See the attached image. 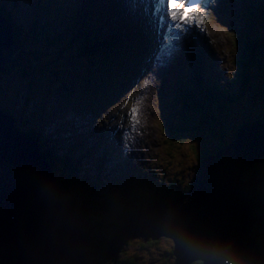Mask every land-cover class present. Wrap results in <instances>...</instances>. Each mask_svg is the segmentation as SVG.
I'll use <instances>...</instances> for the list:
<instances>
[{
    "label": "rangeland",
    "instance_id": "374dc122",
    "mask_svg": "<svg viewBox=\"0 0 264 264\" xmlns=\"http://www.w3.org/2000/svg\"><path fill=\"white\" fill-rule=\"evenodd\" d=\"M4 1H9V7L15 13L10 14V16H15L19 24H29L34 19V21L39 22L40 27L44 28L45 31L47 30V24L44 23V20L47 21L51 17L49 16L51 11L46 10L44 0H1V2ZM49 1L54 4V7L56 4L64 2V6L68 9L67 12L69 14V17L65 16L67 19L73 18V8H76L80 12L85 9L86 4L93 7L94 2L98 1L97 7L101 11L106 12L107 16H109V21L125 17V22L126 20L128 22H126L127 26L131 28L134 34L133 40H128L126 46L120 47V51L114 53V58L111 60V62L113 61L112 64L114 63L113 67L110 63H107L108 69L103 67L104 64L94 65L93 62L83 57L85 55L80 56L79 49L81 48H79V45L63 48V51L58 54V51L47 48L41 41L32 43L30 39L31 41L26 42L23 37H20L19 49L15 51L14 60L11 63H17L18 60L16 58L18 57L20 59L26 57L23 55L24 51L38 48L41 49L39 50V56L42 58L27 65L26 69H28L26 71L32 73L36 65H48L49 70L46 71V74H41L39 77L37 73L28 78L20 76V71L0 73V105L3 109L12 112L18 128L25 130L30 128V130L39 136L38 141L44 156L45 151L49 148L47 147L48 142L42 139L44 138L43 134L52 132L41 127V125L46 127L48 124L49 127L54 128L55 124H57L67 128L68 136L77 140L79 139V141L80 135L83 139H87V144H83V147L77 148L82 154L76 152L74 155L75 158H80V166H76L77 173L79 175L86 174L85 178L89 182L92 180V182H95V179L102 180L101 187L103 188L99 189L100 183L97 186H93V184L89 186L86 182L84 188L87 191L76 188V192L78 193H76V196H72L73 199L68 197V191L64 192L61 189H58L56 192V198H63L70 204L75 203L77 207L81 208V213L84 216L85 212L89 226L99 224V226H95L92 229L93 237L89 248L93 250L108 242L115 235V231H118V226L122 223L124 225L127 224L132 215L137 213L134 212L130 216L122 218L123 212L126 209L122 205L136 198V190L144 191L151 189V192L160 186L161 180L159 177H164L166 182L163 183H167L171 187V191L176 192L181 190L184 192L186 190L185 186L195 178L200 168L202 158L204 157L202 155L201 160H199L200 154H203L206 150H215L217 152L225 145H229L230 141L237 135H235L237 127L239 132L242 127L248 125L249 121L258 120L257 118L261 116V109L264 108V99L260 100L261 88L256 89L257 85L254 86V84H252L254 88H249L240 99L237 95L239 86L235 83L237 69L234 60L238 52L235 42L244 32L245 25H241L242 21H239L240 15H236V19L227 18V22L214 19V16L220 10L221 3L218 4L217 2H222V0H215V7L204 14V18L206 19L205 27L204 30L199 28V32L200 34L206 33L208 29V33L206 34L212 46L211 80L217 85H227L231 94L230 98L220 99V103L222 104V101H228L229 99L231 101L226 103L225 106L220 104L214 105L215 103L211 101L215 100L214 98L205 97L206 105L198 111L186 109L189 106H194L190 100L180 107L179 103H176L179 102L178 96L174 97L176 102L170 99L171 94H178L179 89L183 87L179 85L180 83H177L181 82V80H178L181 69H170V67L180 66L182 63L185 67L189 65L185 58H188V54L193 52L194 44L191 37H185L182 42L187 43L190 49L181 48V50L177 51L178 60L172 59L169 63H166L168 67L166 75H161L158 77L159 79H156L151 72L156 66L154 63L158 62V54L161 51L160 47L163 43L159 31L161 23L156 22V17L150 15V20H154L152 33L149 27L150 22L149 24L144 23L142 18L137 22L135 12L130 13L128 6H126L131 4L130 0ZM229 7L230 10L240 13L239 3L234 5L230 3ZM222 9L225 10L224 7ZM92 19L96 20V17ZM104 21L99 18L95 25V30L104 29L107 31V36L109 37L113 33L117 35L123 34V32H113L114 30L110 24ZM141 29L144 30L142 34L146 35L148 33L143 42H140L141 38H138ZM98 34L105 39L103 32H99ZM208 50L210 51L209 48ZM123 51L127 52L121 54ZM115 56H119V59L121 56L125 58L126 61L122 64L124 66L123 72L118 69L114 70V65H119V61ZM135 56L139 57L138 62L136 59H133ZM131 58L133 60H130ZM24 59H27V57ZM150 60L154 64L152 68L144 71L142 76H138L139 70L135 66ZM182 67L184 66L182 65ZM111 70L112 78L109 76ZM154 70L158 73L161 71L160 68H155ZM182 71V78L189 76V74H192V77H194L195 69H192V72H188L187 69H182ZM225 77L227 79L223 80ZM86 78L87 82L85 81ZM252 79H254V76H252ZM64 80L68 81L72 91L71 96L75 100L74 103H71L72 97L65 92L66 86L64 85ZM82 82H86L87 85L81 92ZM100 84L102 85L101 88ZM94 87L95 90L93 91ZM103 93L105 94L104 96ZM40 94H43L42 99L44 101L40 100ZM141 98H143L142 104L138 106L137 101ZM63 100L70 102L63 112L60 109L65 115L50 110L53 109L54 105H59ZM136 105L138 106L137 118L140 121L139 125H141L139 128H136L138 130L137 135H141L142 139L136 136L137 142H139L136 151L127 149L128 152L127 150L126 152L129 153L130 150L134 154V159L129 161L130 165L134 163L146 165L151 162L149 173L153 176L150 181L144 182L142 187L137 186V180L132 178L133 184L130 185H133V187L128 190L123 188L119 194L118 191L110 190V187L114 186L113 180L116 174L119 175L117 178L118 183H120L119 180L122 182L120 185L129 182L130 175L126 174L124 166L128 159L124 155H119L118 152L114 153L112 151L111 163L105 166V163L110 161L108 146L109 144L124 143L122 134L118 128L129 126L130 124L127 123V120L129 118H136L132 115L133 112L130 113V109H134ZM38 108L42 109L38 110ZM179 109H182L183 112H180ZM42 118L46 119L48 123L36 124L33 120L35 119V121L39 122ZM133 127L135 128V126ZM117 129L118 133L115 132ZM172 129L174 131H171ZM33 137L35 138V136ZM55 139L59 140L60 135H56ZM42 140L45 141V144ZM66 140L68 142L69 139ZM63 142L66 143V141ZM89 148H91L95 156L100 154L99 151H108V154L104 157L103 166L105 167L103 169L99 170L96 168L94 170L91 165L93 157L88 154ZM54 152L58 155L62 153L60 148ZM83 164L85 165L83 166ZM256 166L254 168L258 172L254 176L263 178L264 159L256 163ZM85 171L90 172L89 176ZM252 171L254 169L248 171V175ZM81 182H79L80 188H82ZM184 182L185 186L181 187ZM128 185L126 184V186ZM147 194L146 192L143 195ZM121 196V206H118L110 198L113 197L116 200V198L119 199ZM251 234L257 237L259 251L264 256V224H260V221L257 222ZM173 243V240L168 237H160L154 242L147 243L139 238L130 237L120 252L116 264H121L125 260L133 261L132 264H168L172 254ZM101 264L106 263L102 262Z\"/></svg>",
    "mask_w": 264,
    "mask_h": 264
},
{
    "label": "water",
    "instance_id": "95a60500",
    "mask_svg": "<svg viewBox=\"0 0 264 264\" xmlns=\"http://www.w3.org/2000/svg\"><path fill=\"white\" fill-rule=\"evenodd\" d=\"M19 49L11 20L0 12V71ZM0 108V264H116L130 237L173 240L168 264H205L185 248L179 232L227 242L245 261L253 252L254 221L264 219V177L242 175L264 158V124L250 123L229 144L202 158L190 191L134 213L121 231L90 249L92 229L80 208L56 198L58 180L32 135Z\"/></svg>",
    "mask_w": 264,
    "mask_h": 264
},
{
    "label": "trees",
    "instance_id": "16d2710c",
    "mask_svg": "<svg viewBox=\"0 0 264 264\" xmlns=\"http://www.w3.org/2000/svg\"><path fill=\"white\" fill-rule=\"evenodd\" d=\"M257 6L259 5L257 4ZM262 7H263L262 10H260V8L251 9L253 11V13H251L252 21H251V18L249 20L250 22H252V27L254 28L244 29V32L240 35V38L236 40L235 42V45H236L235 47H237V52H238L234 60V64L237 69V78H236L235 83L237 86H239L238 94H237L239 96V99L246 91H248L249 88H254V86L256 85H257V87H255L256 89L262 88L261 92L263 93V95L261 96V98L262 99L264 98V5H262ZM57 9H59V11L57 12L54 11V16L56 14V17H54L56 18L54 20L55 23H52L51 21L44 22L47 24L46 31L44 28L40 27L39 22L34 21V19L32 20L31 23L26 24V25H18L14 23V37L16 38V40L20 39V37H23V39L26 40V42L32 40V43H37V40H42L45 43L44 46H46L47 48H52L56 50L57 47L59 46V41L57 42V40L63 37V34H64L65 40L62 41V44H61L62 48L63 47H73V46L79 45V48H81L79 49L80 53L82 55H85L83 56L84 58L93 62L94 65L104 64L103 67L108 69L107 63H110L111 65L112 58L106 53L109 50H114L117 47L118 42L124 43L123 36L119 37L115 33H113V35L109 39L106 37L105 39H103L98 33L103 32L105 34L106 30L104 29L95 30L96 29L95 25L97 23V20L101 18L100 16H102V14H99L95 9L92 14L93 16L81 17V19L78 20L79 21L78 23H74L72 20L65 19V16L67 17V15L65 14V12L61 10L63 9L62 6H59V8ZM0 12L7 15L9 18H10V14H15L13 10L9 8V4L6 5V3H2L0 5ZM255 13L259 16V19L256 21L253 20ZM97 15H100V16H97ZM93 17H96V20H93L92 19ZM103 17L101 19L105 23L109 24L110 23L108 19L109 16L106 15ZM46 36L48 37V39ZM129 38L134 39L132 36H129ZM39 50L40 49L35 48V49H31V51H24L23 55H25L27 59H24L26 57H23V59H20V57H18V62L13 63V64L12 63L8 64L4 72L10 73V72L20 71L21 73V74L19 73L20 76H22L23 78H28L29 77L28 75L30 73L26 71L28 69V68L26 69V67L27 65L32 64L33 62H36L35 60H39L42 58L39 56L40 55ZM38 67L39 65H36L33 72H35ZM42 73H46V69H43ZM252 76H254V79H252ZM85 81L87 82V78ZM86 82L81 84V87H82L81 92L84 90V87L87 85ZM252 84H254V86ZM101 87L102 85L100 86V88ZM102 89L104 90V88ZM94 90H95V87L93 88V91ZM229 101H231V99H229ZM183 103H186V101H183ZM68 104H70V102L63 100L59 105L61 106V108H65ZM194 109L197 110V108H194ZM26 131L34 135L35 139L39 143L38 136L35 135V133L32 130H30V128L27 129ZM171 131H174V130L172 129ZM47 135L45 134L44 137ZM48 148L49 149L45 151V156L47 160L50 161V164H52L51 168L54 172V175L56 176L57 180L61 182L62 190L64 192L68 191L69 197L73 199L72 196H76V193H78L76 192V188H79L80 190L81 189L86 190L84 188L86 181L85 179L83 180V178L78 176L77 169H76L77 167H76V164L74 163V159H75L74 155L76 152L72 151V149H69L68 151H63L62 149V153L58 155V154H55L54 152L55 149L53 147L48 146ZM56 148H59V145ZM212 152H215V150L213 151L206 150L203 154H200L199 160H201L202 155L204 156L207 154H211ZM257 172L258 170L254 168V171L250 172L251 174H249L247 178L253 177L254 175L257 174ZM80 181H82L81 182L82 188H80V184H79ZM90 182L88 181L89 186L93 184ZM94 183L96 186L98 185L97 182H94ZM169 189H171L170 186H169ZM189 190H190V183L187 184L186 190H184V193L189 192ZM179 194H180V191L176 192L174 196L177 197L179 196ZM146 199H148V197H146ZM147 203L148 201L143 200V199H138V198L133 199L132 201H130V203L125 205L127 212L125 211L123 212L124 215L122 216V218L125 216H130L132 212L140 209L141 207L145 206V204ZM72 205L73 207H75L76 204L73 203ZM260 224H264V219L260 221ZM255 250L259 252L258 243H257V246L255 247ZM121 263L132 264L133 261L125 260L124 262H121ZM192 264H201V262H194Z\"/></svg>",
    "mask_w": 264,
    "mask_h": 264
},
{
    "label": "snow or ice",
    "instance_id": "6c2138e0",
    "mask_svg": "<svg viewBox=\"0 0 264 264\" xmlns=\"http://www.w3.org/2000/svg\"><path fill=\"white\" fill-rule=\"evenodd\" d=\"M167 4L168 15L174 22L169 25L168 35L165 36V45L168 47H162L159 60H163L171 55L170 49L174 47L182 38L183 32L181 31L185 25L195 23L198 27H202L203 16L197 19V13L200 12L201 4L204 8L211 6V0H156L155 11L159 13L164 5ZM189 9H191L189 11ZM141 98L137 101L138 106L142 104ZM134 116L138 114V109L132 110ZM139 123V120H136Z\"/></svg>",
    "mask_w": 264,
    "mask_h": 264
},
{
    "label": "clouds",
    "instance_id": "9594fccd",
    "mask_svg": "<svg viewBox=\"0 0 264 264\" xmlns=\"http://www.w3.org/2000/svg\"><path fill=\"white\" fill-rule=\"evenodd\" d=\"M260 99H261V97H260ZM1 109L4 110L3 108H1ZM7 114H9V113H7ZM231 142L232 141H230V143ZM215 153H216V151H215ZM53 174H54V172H53ZM253 177L257 178V176H253ZM246 179H248V178H246ZM186 193L181 192L179 194V196L185 195ZM173 194H175V192ZM68 197H69V194H68ZM123 224L124 223H122L121 225L118 226L119 227L118 231H120L121 226ZM178 235L180 237L181 242L183 243V245L185 246V248L187 250L198 252L205 257V264H245V261L240 257V255L227 242H223V241H219V240H206V239L196 237V236H194L190 233H186V232H179ZM172 250H173V247H172ZM196 262H199V261H196ZM121 264H124V263H121Z\"/></svg>",
    "mask_w": 264,
    "mask_h": 264
},
{
    "label": "bare ground",
    "instance_id": "6f19581e",
    "mask_svg": "<svg viewBox=\"0 0 264 264\" xmlns=\"http://www.w3.org/2000/svg\"><path fill=\"white\" fill-rule=\"evenodd\" d=\"M130 2H131V4H128V5H126V6H128V9H129V11H130V13H134L136 10H137V6L136 5H141L142 4V2H141V0H130ZM213 5V1H211V6ZM210 6V7H211ZM256 6H257V4H256ZM210 7H207V8H210ZM261 7V6H260ZM149 8H151V5H150V7ZM204 7H203V11H204ZM156 12V11H155ZM103 16H101V18H102ZM103 19H104V17H103ZM105 20V19H104ZM152 25V24H151ZM132 37L134 36V35H131ZM143 37V34L142 33H139V35H138V38H142ZM129 38V37H128ZM130 39V38H129ZM181 44L182 43H179V44H177L176 46H177V48H178V50H181ZM165 47V46H164ZM170 51L172 52V53H174L173 52V50H172V48L170 49ZM160 54V53H159ZM164 60V59H163ZM161 71L158 73V72H155V70L153 69V71H152V73L154 74V78H156V79H159L158 77H160L161 75H166V67H163V66H161ZM6 69H4V70H1L0 71V73L1 72H4ZM199 79H201L202 80V82H206V79H204V78H199ZM72 102H74V100L72 99ZM0 107L2 108V106L0 105ZM2 111H4V113H9V115H11L12 117H13V119H14V121H13V124H15L16 125V121H15V117L12 115V112L11 111H7V110H2ZM49 114H50V112H49ZM46 135L48 134V133H45ZM44 134V135H45ZM30 135H32V134H30ZM32 136H34V135H32ZM63 137V136H62ZM134 137V141L135 142H137V137L136 136H133ZM133 137L131 138V140L133 141ZM36 140V139H35ZM37 141V140H36ZM38 143V142H37ZM39 144V143H38ZM40 146V145H39ZM55 150H56V148H54ZM108 149L109 150H111V151H113L114 153H116V152H118V153H122L123 151H125L126 152V150L127 149H129V147L127 146V145H125V144H118V143H115V145L114 144H111V145H109L108 146ZM77 152H79L78 150H76ZM127 152H128V150H127ZM126 152V154H128ZM212 153H215V152H212ZM43 155H44V153H43ZM208 155V154H207ZM204 156H206V155H204ZM45 157V156H44ZM45 159H46V157H45ZM47 160V159H46ZM47 162L49 163L50 161H48L47 160ZM258 163V162H257ZM125 165H130V163L129 162H126L125 163ZM255 165H256V163H254L253 164V167L250 169V170H252V169H254V167H255ZM50 167H52V164L50 165ZM250 170H247L246 171V174L245 175H242V179H246L247 178V176H248V171H250ZM0 171H1V169H0ZM78 176H80L81 178H83V180L85 179L84 177H82L81 175H79L78 174ZM264 177V176H263ZM259 179H261V177L260 176H258L257 178H256V180H259ZM85 181L88 183V181L85 179ZM84 181V182H85ZM95 182H97L98 183V185H99V183H100V187H99V189H102L103 187H101V183L103 182L102 180H100L99 179V181H95ZM192 182V181H191ZM190 182V183H191ZM90 183H93L94 184V186H96L95 185V183L94 182H90ZM58 184H59V187L58 188H60L61 190H62V184H61V182L60 181H58ZM89 184V183H88ZM133 185H128V187H132ZM176 192H178V191H176ZM175 192V193H176ZM181 192H183V191H181L180 190V193ZM62 195V194H61ZM179 197V196H178ZM137 199V198H136ZM138 199H140V198H138ZM61 201H64V202H66L67 203V205L70 207V208H79V207H77V205H75V207H73V203L72 204H70L69 202H67L65 199H63V198H61L60 199ZM165 201V200H164ZM145 206H143V207H141L140 208V210L142 209V208H144ZM81 210V209H80ZM84 216H85V212H84ZM261 220H263V219H261ZM261 220H258V221H254L255 222V225H256V223L257 222H259V221H261ZM254 229V228H253ZM252 232H253V230H252ZM253 236H254V234H252ZM162 237H166V236H162ZM255 237V236H254ZM169 238V237H168ZM256 238V237H255ZM256 240H257V238H256ZM257 243H258V241H255V246L253 247V252L258 256V258H259V260H260V262H261V264H264V256L260 253V251L258 252V251H256L255 250V247L257 246ZM92 247V246H91Z\"/></svg>",
    "mask_w": 264,
    "mask_h": 264
}]
</instances>
